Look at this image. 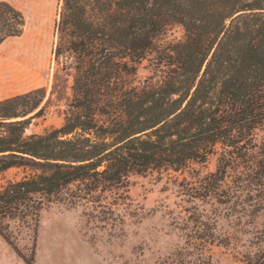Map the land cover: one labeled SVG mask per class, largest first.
Instances as JSON below:
<instances>
[{
  "label": "trees",
  "instance_id": "obj_1",
  "mask_svg": "<svg viewBox=\"0 0 264 264\" xmlns=\"http://www.w3.org/2000/svg\"><path fill=\"white\" fill-rule=\"evenodd\" d=\"M57 1L50 97L63 81L71 94L62 125L31 135L46 89L0 100V174L21 173L0 185V237L35 264L49 205L84 204L104 221L126 204L131 176L192 171L180 185L192 205L175 221L179 243L153 264H218L212 248L227 242L199 203L214 199L238 223L264 213V0ZM25 26L0 0V44ZM210 157L215 171L202 175ZM12 225L33 233L28 256Z\"/></svg>",
  "mask_w": 264,
  "mask_h": 264
},
{
  "label": "rangeland",
  "instance_id": "obj_2",
  "mask_svg": "<svg viewBox=\"0 0 264 264\" xmlns=\"http://www.w3.org/2000/svg\"><path fill=\"white\" fill-rule=\"evenodd\" d=\"M5 1L23 12L26 26L20 37L2 43V99L45 88L42 104L46 106L45 113L33 119L25 131V135L42 134L62 125L71 94V82L63 81L57 93L50 97L55 70L51 49L55 42L53 26L58 1ZM181 35L182 31L176 28L171 39H179ZM147 75V63L143 62L138 67L137 79L142 80ZM215 168L216 158L210 157L201 167V174L214 172ZM194 175L191 171V174L182 175L150 172L131 176L129 199L114 216L104 221L88 215L90 206L68 207L53 203L40 213L35 253L61 254L73 250L77 254L80 246L87 245L109 264H153L179 243L175 221L180 215H187L183 209L192 205L180 194V185L183 178L192 180ZM20 177L17 169H10L0 174V185ZM199 204L205 216L217 220L219 232L227 242L226 246L212 248L218 264H256L264 258V213L253 218L243 217L238 223L227 216L226 209L214 199ZM106 206L109 208L111 204ZM12 228L15 246L28 256L33 233L23 231L19 234L15 225ZM2 245L7 251H13L0 237V257Z\"/></svg>",
  "mask_w": 264,
  "mask_h": 264
},
{
  "label": "crops",
  "instance_id": "obj_3",
  "mask_svg": "<svg viewBox=\"0 0 264 264\" xmlns=\"http://www.w3.org/2000/svg\"><path fill=\"white\" fill-rule=\"evenodd\" d=\"M0 100H2V43L0 44ZM5 245L7 244L5 243ZM79 248L80 252L77 254L73 250L61 254L50 251L47 253H35V264H109L107 261L98 258L87 245ZM0 264H24V262L14 251H7L6 247L2 245Z\"/></svg>",
  "mask_w": 264,
  "mask_h": 264
}]
</instances>
